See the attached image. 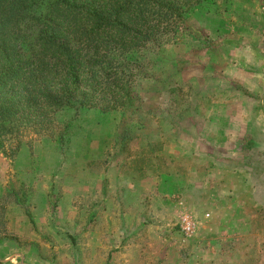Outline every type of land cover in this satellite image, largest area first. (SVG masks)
I'll list each match as a JSON object with an SVG mask.
<instances>
[{"label": "rangeland", "instance_id": "rangeland-1", "mask_svg": "<svg viewBox=\"0 0 264 264\" xmlns=\"http://www.w3.org/2000/svg\"><path fill=\"white\" fill-rule=\"evenodd\" d=\"M209 1L126 117L61 111L0 148V264H264V141L215 127L263 112L264 0Z\"/></svg>", "mask_w": 264, "mask_h": 264}, {"label": "trees", "instance_id": "trees-1", "mask_svg": "<svg viewBox=\"0 0 264 264\" xmlns=\"http://www.w3.org/2000/svg\"><path fill=\"white\" fill-rule=\"evenodd\" d=\"M208 1L0 0L5 155L16 154L26 129L51 127L61 111L96 108L126 117L137 84L155 80L166 46L190 33L186 19Z\"/></svg>", "mask_w": 264, "mask_h": 264}, {"label": "crops", "instance_id": "crops-1", "mask_svg": "<svg viewBox=\"0 0 264 264\" xmlns=\"http://www.w3.org/2000/svg\"><path fill=\"white\" fill-rule=\"evenodd\" d=\"M241 64H244V63H241ZM248 64L249 63H245L244 65L247 66ZM231 65H234V64H231ZM245 69L246 68H243V72H247L245 71ZM237 74H238L237 78L240 77L241 80L244 78V74L242 72L239 71ZM262 83L264 85V80ZM263 89H264V86H263ZM254 90H257V89H254ZM263 95L264 94H262L259 97H262ZM252 105L253 104H251L250 102L243 109L240 108V110L236 112L226 113V114H223V116L219 115L215 119V127L219 132H222L226 136H228L229 134L232 135L231 138L222 139V141L229 140L230 142L228 144H231L233 143V140H234L236 144H239L241 138H243L244 135L248 137V135H251L252 133L259 135L262 141H264V109H263V112L260 113L259 108H253ZM255 106H258V105L256 104ZM221 116L222 118L219 119V117ZM233 134L237 136L236 139H234ZM221 144H226V143L221 142ZM7 256L8 254L4 255V257L2 259L0 258V260L5 259Z\"/></svg>", "mask_w": 264, "mask_h": 264}, {"label": "built area", "instance_id": "built-area-1", "mask_svg": "<svg viewBox=\"0 0 264 264\" xmlns=\"http://www.w3.org/2000/svg\"><path fill=\"white\" fill-rule=\"evenodd\" d=\"M182 227H184L185 229H188V226H182Z\"/></svg>", "mask_w": 264, "mask_h": 264}]
</instances>
